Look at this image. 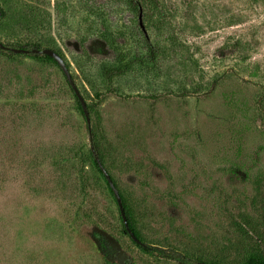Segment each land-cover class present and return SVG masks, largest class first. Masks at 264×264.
Returning a JSON list of instances; mask_svg holds the SVG:
<instances>
[{"label": "rangeland", "instance_id": "1", "mask_svg": "<svg viewBox=\"0 0 264 264\" xmlns=\"http://www.w3.org/2000/svg\"><path fill=\"white\" fill-rule=\"evenodd\" d=\"M132 1L0 0V39L63 56L148 242L234 264L256 240L244 216L264 237V0ZM147 34L155 68L106 88ZM91 147L60 66L0 53V264H180L123 232Z\"/></svg>", "mask_w": 264, "mask_h": 264}, {"label": "trees", "instance_id": "2", "mask_svg": "<svg viewBox=\"0 0 264 264\" xmlns=\"http://www.w3.org/2000/svg\"><path fill=\"white\" fill-rule=\"evenodd\" d=\"M131 3L133 4L134 8H138L140 5L139 2L135 1V0L132 1ZM116 36H117V34L114 32H110V33H108V35L107 34L100 35L103 42L106 41L109 44L112 43L113 46L118 45V42H119L118 39L116 38ZM27 43L28 44L26 46H24L23 48H33V47L44 48L43 45L40 44L39 42L29 41ZM113 43H115V44H113ZM119 44H120V42H119ZM143 44H144L145 48L147 49V53L143 54L141 56H136L134 54L132 55L134 48H132V47L128 48L127 47V45H128L127 40L125 38H124V40H122L121 45H123V48L126 47L125 50H123L121 52V55H120L123 58L119 59V61H117L116 64L106 65L103 67V69H104L103 73H104V76L106 77V83H107V84L105 83L106 88H109L113 84L115 77H119L123 74H126L127 72L131 71L135 67L141 66L144 69H148L149 71H152L155 68V65H156L155 61H156V57L158 54L157 49L149 41L148 37H145ZM10 46L22 47L20 45H13V44H10ZM28 46H31V47H28ZM5 51H8V50L0 49V53H3ZM9 54L10 55H16L17 53L9 51ZM33 56L35 58H38V59L48 60V61L54 62L55 64H58L52 57H50L46 54H35V53H33ZM122 60H124V63L122 62ZM71 89H72V87H71ZM72 92L76 98L77 106H78L79 110L84 115L81 103L78 100L77 96L75 95L73 89H72ZM87 106H88L89 111L93 109L90 103H87ZM91 132H92V146L94 147V150L91 147V149L86 154L87 157H84V158L90 159V161L92 162V164L95 167V169L97 170V172L103 177L104 181L106 182V185H107L110 193L113 195V197H115L114 192H113L111 186L109 185V183H108V181H107V179H106L103 171L101 170L99 163L96 159V155H98L101 162L106 167L104 155H103L99 145L96 144L97 133H96L95 129L92 130V127H91ZM112 178H113L114 183L118 187V184H117L115 178L113 176H112ZM118 189H119L120 195L122 197V202H123V205L125 208L128 225H129L131 231L135 233V235L137 236V238L140 241L137 242V241L133 240V238L127 232L125 222H124L122 215L120 213V219L122 220L123 232L126 233L132 239L133 243L142 252H144L146 254H150V255H159L163 258L174 259V260H177V262L180 264H198V262H205L207 264H230L222 258L212 259L209 262H207V260H203L202 258H198V257H195V256L190 255L188 253L182 252L181 250H179L177 248H174V247L165 248V247H161L158 245H153L150 242H148L145 239V237H143V235L140 231L139 224L137 223L133 208L129 204L128 198L125 196V194L123 193V191H121V189L119 187H118ZM115 199H116V197H115ZM243 221H244V226H242V227L244 230V234L245 233H247V234L256 233V240H255V243L253 245L250 244L249 246H243L242 247L241 254H240V256L237 257L238 261L234 264H264V252L262 250V244L264 242V240H263L264 237H263V235L258 234L256 231V228H257V224H255L256 220L254 217L247 215V216L243 217Z\"/></svg>", "mask_w": 264, "mask_h": 264}, {"label": "water", "instance_id": "3", "mask_svg": "<svg viewBox=\"0 0 264 264\" xmlns=\"http://www.w3.org/2000/svg\"><path fill=\"white\" fill-rule=\"evenodd\" d=\"M140 25L142 30L146 33V28L143 24V21L141 19V15H140ZM148 37V34H147ZM0 49L2 50H8V51H12L14 53H35V54H46L50 57H52L60 66V68L62 69V71L64 72L70 86L72 87L75 95L77 96L78 100L81 103V106L83 108V112L85 115V118L87 120L88 123V128H89V133H90V140L92 141V132H91V117H90V112L87 106V102L83 96V94L81 93L79 87L77 86L76 82L73 79V76L69 70V67L65 61V59L54 49L52 48H37V47H33V48H23V47H16V46H10L5 44L1 39H0ZM92 149L94 150V147L92 146ZM95 152V151H94ZM96 159L99 163V166L101 168V170L103 171L109 185L111 186L114 195L116 197L119 209H120V213L122 215V218L125 222L126 225V230L127 232L130 234V236L133 238V240L139 242L140 240L137 238V236L135 235L134 232L131 231L129 225H128V221H127V216H126V212H125V208L122 202V197L120 195V191L118 189V187L116 186V184L113 181V178L110 174V172L107 170V168L103 165V163L101 162L100 158L98 155H96ZM198 264H207L205 262H198Z\"/></svg>", "mask_w": 264, "mask_h": 264}]
</instances>
